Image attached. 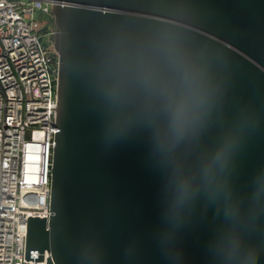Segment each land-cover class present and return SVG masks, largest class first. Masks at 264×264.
Segmentation results:
<instances>
[{
	"label": "water",
	"instance_id": "1",
	"mask_svg": "<svg viewBox=\"0 0 264 264\" xmlns=\"http://www.w3.org/2000/svg\"><path fill=\"white\" fill-rule=\"evenodd\" d=\"M52 9L51 215L29 218L27 258L264 264V0Z\"/></svg>",
	"mask_w": 264,
	"mask_h": 264
},
{
	"label": "built area",
	"instance_id": "2",
	"mask_svg": "<svg viewBox=\"0 0 264 264\" xmlns=\"http://www.w3.org/2000/svg\"><path fill=\"white\" fill-rule=\"evenodd\" d=\"M55 0H0V264H46L26 255L29 218L49 221L60 55L45 46ZM42 261H39V256Z\"/></svg>",
	"mask_w": 264,
	"mask_h": 264
},
{
	"label": "rangeland",
	"instance_id": "3",
	"mask_svg": "<svg viewBox=\"0 0 264 264\" xmlns=\"http://www.w3.org/2000/svg\"><path fill=\"white\" fill-rule=\"evenodd\" d=\"M38 20H39V22L45 24V26L47 27L48 31L53 30L54 24H55V18H54L52 13H49V14H41L40 13ZM43 44L45 46L53 44V42L51 40V36L49 34H45L43 36Z\"/></svg>",
	"mask_w": 264,
	"mask_h": 264
},
{
	"label": "clouds",
	"instance_id": "4",
	"mask_svg": "<svg viewBox=\"0 0 264 264\" xmlns=\"http://www.w3.org/2000/svg\"><path fill=\"white\" fill-rule=\"evenodd\" d=\"M187 119V112L184 109V107L178 106L176 111L173 114V119H172V125L173 129L179 133L182 130L183 124L185 120Z\"/></svg>",
	"mask_w": 264,
	"mask_h": 264
},
{
	"label": "flooded vegetation",
	"instance_id": "5",
	"mask_svg": "<svg viewBox=\"0 0 264 264\" xmlns=\"http://www.w3.org/2000/svg\"><path fill=\"white\" fill-rule=\"evenodd\" d=\"M51 13L53 14L54 18H56L53 9H52ZM57 32H58V27H57V25L55 23L53 30H51V31L47 30V33H46V34H49L51 36V40H52L54 46L56 45Z\"/></svg>",
	"mask_w": 264,
	"mask_h": 264
}]
</instances>
